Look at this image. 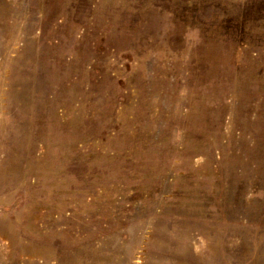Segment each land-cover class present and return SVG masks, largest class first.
<instances>
[{
  "label": "rangeland",
  "instance_id": "obj_1",
  "mask_svg": "<svg viewBox=\"0 0 264 264\" xmlns=\"http://www.w3.org/2000/svg\"><path fill=\"white\" fill-rule=\"evenodd\" d=\"M0 264H264V0H0Z\"/></svg>",
  "mask_w": 264,
  "mask_h": 264
}]
</instances>
